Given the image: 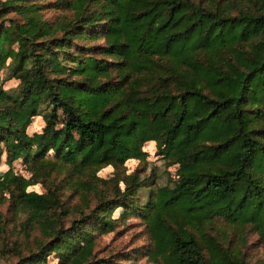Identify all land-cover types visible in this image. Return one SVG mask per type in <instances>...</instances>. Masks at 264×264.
Segmentation results:
<instances>
[{"label": "trees", "instance_id": "16d2710c", "mask_svg": "<svg viewBox=\"0 0 264 264\" xmlns=\"http://www.w3.org/2000/svg\"><path fill=\"white\" fill-rule=\"evenodd\" d=\"M56 4L72 17L48 20L34 0H0V15L23 16L0 24V76L18 79L0 85V161L9 164L0 193L29 211L24 231L38 226L45 236L17 251V264L51 252L60 264H115L93 248L117 207L144 221L151 261L258 264L245 228L264 246V0ZM35 115L44 124L30 134ZM152 140L174 176L159 184L138 168L120 175ZM18 158L29 177L12 169ZM108 164L112 176L96 175ZM64 165L79 176L73 203L64 177L52 178ZM39 181L46 192L26 190Z\"/></svg>", "mask_w": 264, "mask_h": 264}, {"label": "rangeland", "instance_id": "374dc122", "mask_svg": "<svg viewBox=\"0 0 264 264\" xmlns=\"http://www.w3.org/2000/svg\"><path fill=\"white\" fill-rule=\"evenodd\" d=\"M31 1V0H30ZM57 0H34L39 5L42 16L48 20H60L70 18L73 15L71 9H63L56 4ZM23 16L17 9L8 10L0 15V24L9 23L11 20L21 22ZM103 38H91L86 40L85 44L91 45L100 43ZM81 43V42H80ZM87 45L85 47H87ZM0 85L4 88L14 87L18 79L10 77L1 79ZM44 124V120L41 115H35L29 125L27 126V132L32 133L34 131H40ZM144 149L148 151L145 159L136 157L128 158L117 171L120 175L129 173L138 168L140 174L143 176L154 175L159 184L168 182L170 177L174 176L176 171V164L167 165L166 162L160 157L159 154H155V142H145ZM9 164L5 162V156L3 155L0 161V175L7 170ZM12 169L25 177L31 175V168L28 164L24 163L22 158H18L13 161ZM61 173L57 175L53 174L52 178H55L56 182H60V179L64 177L61 182V191L63 195L69 196L67 203H73L79 201V196L72 192L79 188L78 178L79 176L73 175L69 172V168L64 165L60 168ZM116 168L111 165H105L101 167L96 175L108 178L114 174ZM122 184V183H121ZM26 190H36L38 192H46L47 187L41 181L30 184ZM8 192L4 189L0 193V218L7 223V233L0 232V264H17L18 252L23 253L28 251L30 247L36 249V243L45 238L38 226L23 230V222L28 221L29 211L23 208H12ZM145 191L140 196V201L145 200ZM5 197V198H3ZM122 209L117 207L111 212V216L118 218L114 225H110V229L104 230L101 228L99 232L94 233V248L93 251L98 256L108 257L115 259V264H161L151 261L142 252L143 247L148 243V234L144 221L137 217L132 212H127L126 215L121 213ZM97 229V228H96ZM246 242L250 243L248 253L250 257L255 261L259 260L258 264H264V246L259 243L257 233L250 228L246 227ZM18 248V249H17ZM18 251V252H17ZM60 258H58L54 252H51L46 256V259L40 264H60Z\"/></svg>", "mask_w": 264, "mask_h": 264}]
</instances>
